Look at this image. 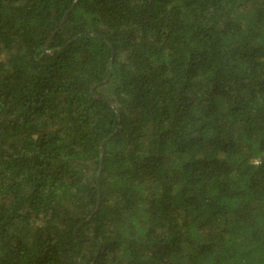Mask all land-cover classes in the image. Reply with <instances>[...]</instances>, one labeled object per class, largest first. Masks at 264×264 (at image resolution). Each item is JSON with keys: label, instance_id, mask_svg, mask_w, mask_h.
Returning <instances> with one entry per match:
<instances>
[{"label": "trees", "instance_id": "trees-1", "mask_svg": "<svg viewBox=\"0 0 264 264\" xmlns=\"http://www.w3.org/2000/svg\"><path fill=\"white\" fill-rule=\"evenodd\" d=\"M0 264H264V0H0Z\"/></svg>", "mask_w": 264, "mask_h": 264}, {"label": "water", "instance_id": "water-1", "mask_svg": "<svg viewBox=\"0 0 264 264\" xmlns=\"http://www.w3.org/2000/svg\"><path fill=\"white\" fill-rule=\"evenodd\" d=\"M99 173H100V171H99ZM98 177H99V175L97 176V179H98Z\"/></svg>", "mask_w": 264, "mask_h": 264}]
</instances>
